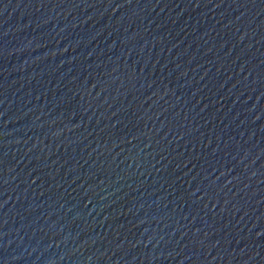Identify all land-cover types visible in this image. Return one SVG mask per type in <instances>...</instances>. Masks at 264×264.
<instances>
[{
    "label": "water",
    "instance_id": "obj_1",
    "mask_svg": "<svg viewBox=\"0 0 264 264\" xmlns=\"http://www.w3.org/2000/svg\"><path fill=\"white\" fill-rule=\"evenodd\" d=\"M0 264H264V0H0Z\"/></svg>",
    "mask_w": 264,
    "mask_h": 264
}]
</instances>
